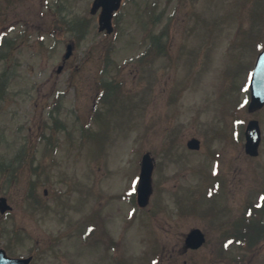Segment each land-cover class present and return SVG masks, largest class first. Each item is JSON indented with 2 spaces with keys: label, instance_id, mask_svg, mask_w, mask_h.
<instances>
[{
  "label": "rangeland",
  "instance_id": "rangeland-1",
  "mask_svg": "<svg viewBox=\"0 0 264 264\" xmlns=\"http://www.w3.org/2000/svg\"><path fill=\"white\" fill-rule=\"evenodd\" d=\"M92 3L0 0V195L13 207L0 247L32 264H264V239L224 245L264 200V108L249 112L242 92L264 0H124L112 34ZM252 118L258 156L245 152ZM145 151L141 209L128 196ZM194 227L207 241L185 251Z\"/></svg>",
  "mask_w": 264,
  "mask_h": 264
},
{
  "label": "water",
  "instance_id": "water-1",
  "mask_svg": "<svg viewBox=\"0 0 264 264\" xmlns=\"http://www.w3.org/2000/svg\"><path fill=\"white\" fill-rule=\"evenodd\" d=\"M119 0H96L93 11L100 5H104L103 12L100 16V30L105 28L108 31L112 30V13L113 10L118 7ZM67 57L71 53V46L68 47ZM251 90L252 100L249 106L250 111L261 108L264 105V49L259 54L256 61L255 69L251 79ZM247 144L246 150L250 154L258 153V146L260 143V129L257 120H251L247 127ZM189 145L194 148L199 147V141L193 139L189 142ZM152 171L153 164L151 157L147 153L144 155L142 160V170L139 182V202L141 205H146L149 201L152 193ZM0 208L5 211L8 207L6 206V199L0 198ZM204 242V235L199 229H194L190 232L187 238V244L191 247L197 248ZM31 260L29 258H11L8 257L4 250H0V264H28Z\"/></svg>",
  "mask_w": 264,
  "mask_h": 264
},
{
  "label": "flooded vegetation",
  "instance_id": "flooded-vegetation-1",
  "mask_svg": "<svg viewBox=\"0 0 264 264\" xmlns=\"http://www.w3.org/2000/svg\"><path fill=\"white\" fill-rule=\"evenodd\" d=\"M183 250L188 251L189 249L185 246V247L183 248Z\"/></svg>",
  "mask_w": 264,
  "mask_h": 264
}]
</instances>
